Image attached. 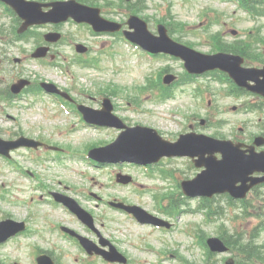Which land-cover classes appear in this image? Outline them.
<instances>
[{"label":"rangeland","instance_id":"374dc122","mask_svg":"<svg viewBox=\"0 0 264 264\" xmlns=\"http://www.w3.org/2000/svg\"><path fill=\"white\" fill-rule=\"evenodd\" d=\"M236 9V10H235ZM217 11H225L224 15H221V22L226 21L230 17H233L236 21L234 26L241 29L242 35L246 34L250 25L253 21H243L245 17V12L240 10L238 7L231 4L225 5L219 0H174V6L172 8V22L176 25L179 23L181 27L186 26L185 31L176 30V34L181 36L184 40L194 41L201 44L197 47L201 51L208 52L213 51V45L209 39V34L217 30H225L227 26H223L222 23H216L213 21L217 15ZM240 19V20H239ZM186 24V25H185ZM199 34L194 35L189 31ZM262 35L264 36V29L262 30ZM85 38L90 41V39L84 33ZM229 37V36H228ZM194 39V40H193ZM232 39V38H231ZM102 39H92L94 46L98 47ZM61 55L60 61L66 64V66L61 67H44L43 69L38 66H32L33 69L40 71H48L54 78L59 79L60 83L69 87L72 81L71 75L68 72V61L70 57L75 56L71 47L63 45L60 47ZM123 51V53H122ZM129 52L125 47L119 42H116V58L115 62L120 61L123 66L118 68H112L111 63L107 61L105 69L101 68H84L78 64L73 67L76 73V81L79 85L89 92H97V86L107 85H118L123 88V92L126 97L135 95L136 87L142 85L144 76L151 72L150 68H146L145 65L140 62L130 58L128 56ZM66 59L67 61H64ZM119 59V60H118ZM173 71L177 74H183L181 63H173ZM157 70L156 66H154ZM70 71V70H69ZM200 84V88L204 89V94L200 98H196L192 90H194L197 85ZM196 85L194 89L191 87L186 88L183 92L181 88L177 89L175 98L168 99L165 104H155L156 100L154 98L141 100L140 108L145 110L146 113H135L132 115L135 122L153 125L156 128H161L163 132L167 133L170 138L175 137L182 129L187 128L192 122L194 113L191 112L195 109L198 114L202 113L203 116H209L210 119L224 120L225 124L223 126H218L213 131L227 135V136H244V132H239L240 128L247 130V122L249 120L257 121V115H247L244 111L237 109L234 111L233 108L236 105L238 108L241 107L244 102L238 101L236 98L226 96L225 90L228 88L227 85L223 84L215 75L203 76L197 80V83H192ZM119 101L120 105L126 104V99L121 98ZM153 111V112H152ZM13 112V111H12ZM179 112V113H177ZM186 114L184 115L183 113ZM15 119H8L5 122L2 121V116L0 117V124H3L4 130H9L6 134H11L15 132L17 121L20 123L22 129L26 131L32 137H55L56 141L64 143L61 145L65 148L71 157L63 156V162L58 161H48L38 160L34 158V154L40 155L43 151H32V150H18L14 154L15 161L18 162L19 168L16 165L8 163L4 159L0 158V183L7 185L9 193L4 192L3 196L7 199H11L12 202H8L7 199L0 196V219L4 218L5 215L11 214L17 219H22L24 216H29L31 219V224L36 227L40 223L44 224L45 214H49L51 217L60 219L63 221L72 220L73 224L77 227L75 217L68 213H63L59 211H53L47 206H36L35 213L31 208V205H24L20 203L24 199L34 195L36 198L39 193L44 191L39 189L38 182L35 179H30L23 175L22 167L30 166L35 171L43 172L41 174L51 186L54 188H62L57 182L53 181L50 177L56 179H71L76 183V186L81 187L84 192L87 193L88 189L99 193L101 199L97 198H87L84 194L75 193L79 196L83 202L89 206L95 213L97 217V222L103 224L101 229L106 236H109L113 240L117 241L121 249L134 260L132 264H155L158 260H161L159 254L154 249H162L166 245H170L173 242L175 247L172 251H177L175 260L171 262H158V264H180V259L178 255H182L187 259H192L194 257L199 258V264H212L213 261L218 259V264H221L223 259L227 254H219L213 256L210 260L204 261L202 254L196 252L197 250H192L191 243L192 239L183 237L181 231L184 230L186 224H188L189 219H193L195 215H185L181 218H175L177 220V229L167 233H156L148 226H142L138 223H134L133 219L129 217L128 214L115 210L109 207L105 202L106 200H125L131 203H140L144 207H148L150 210L158 212L157 206L154 201V195L158 192H164L163 187L168 186L167 180L163 178L151 179L149 176L144 174L142 170L132 164V165H109L97 167L93 164H88L84 159L88 158L89 148L88 146H83L85 143L95 142V141H111V139L116 136L117 132L114 130L106 129H94L90 127H84L78 124L75 118L71 114H67L61 109L57 100L52 101L49 98L41 99V103L34 109V107L26 112L16 115L13 112ZM59 117L57 118V116ZM186 120V122H185ZM134 122V123H135ZM250 130H257L253 124H250ZM212 132V131H211ZM98 137L101 140H96ZM46 141L53 142L52 139H45ZM72 144V145H66ZM96 144V143H92ZM90 144V145H92ZM103 144V143H102ZM102 144H97L95 147H99ZM46 158H51L46 156ZM82 159V160H76ZM187 161L183 159L173 160L180 168H184L182 164ZM107 165V164H104ZM129 167V168H128ZM118 168L124 169L127 173H130L136 177V185H123L120 183H113L110 180L112 171ZM87 174L92 175V180L87 179ZM65 184H71L68 181H63ZM144 183L151 190L139 192L138 184ZM177 190V186L175 187ZM91 194V193H90ZM252 205L239 206L236 204L231 205L224 198V202H218L217 205H221L223 210L221 217H219L218 223L209 225L206 227V233L208 235H217L227 232V234H232L236 231L241 233L244 237L250 236L253 232H258L254 237L257 243H262L264 248V229L262 228L261 222L264 220V189L262 193L257 196L256 193L250 198ZM98 203L97 206L95 204ZM166 204V203H165ZM198 204L197 200L191 201V208L196 209ZM245 210V216L242 209ZM263 215H257L258 213ZM72 216V217H71ZM260 223V225H259ZM224 225V226H223ZM259 225V231L255 228ZM45 231H51L46 233V240L39 242L36 239V233H31L28 236L20 237L15 239L5 245L0 246V255L4 258V264H29V256L31 251L36 249V247H49L53 241L56 242L57 246L64 250V258H62V264H102L97 258L91 256H86L84 259L79 256V248L72 242H64L59 233L56 230H51L49 226H44ZM245 233V234H244ZM155 235V236H154ZM168 237L164 240V237ZM146 242L155 247L154 249L145 246ZM195 252V253H194ZM193 255V256H191ZM191 256V257H190ZM35 255L32 253V258ZM78 259V261H77ZM260 264H264L261 262Z\"/></svg>","mask_w":264,"mask_h":264},{"label":"flooded vegetation","instance_id":"af4514ba","mask_svg":"<svg viewBox=\"0 0 264 264\" xmlns=\"http://www.w3.org/2000/svg\"><path fill=\"white\" fill-rule=\"evenodd\" d=\"M3 16H8V15H3ZM17 23L20 24L19 20H17ZM51 26H55V25H51ZM12 31L15 29L14 27H9ZM0 31H4V35L3 36H0V43L1 41H4V42H15V43H18L19 41H21V38L22 36L21 35H17L16 37L14 38H7V28L5 29H2L0 28ZM43 37L45 36L44 33L41 34ZM39 42V40H38ZM36 46H39L38 44ZM8 88H10V86H8Z\"/></svg>","mask_w":264,"mask_h":264},{"label":"water","instance_id":"95a60500","mask_svg":"<svg viewBox=\"0 0 264 264\" xmlns=\"http://www.w3.org/2000/svg\"><path fill=\"white\" fill-rule=\"evenodd\" d=\"M244 177V173L239 171L236 173L235 177H233L236 180L243 178ZM226 178H227V172H225L223 169L221 171H218L217 173V184L218 183H222V185H225L226 182Z\"/></svg>","mask_w":264,"mask_h":264}]
</instances>
